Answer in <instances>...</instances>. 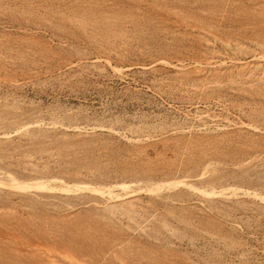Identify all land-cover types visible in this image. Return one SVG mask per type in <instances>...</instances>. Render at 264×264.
<instances>
[{
	"label": "rangeland",
	"instance_id": "374dc122",
	"mask_svg": "<svg viewBox=\"0 0 264 264\" xmlns=\"http://www.w3.org/2000/svg\"><path fill=\"white\" fill-rule=\"evenodd\" d=\"M0 264H264V0H0Z\"/></svg>",
	"mask_w": 264,
	"mask_h": 264
}]
</instances>
